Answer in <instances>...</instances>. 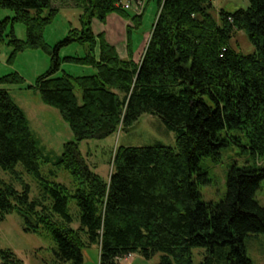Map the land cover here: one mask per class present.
<instances>
[{
    "label": "trees",
    "instance_id": "16d2710c",
    "mask_svg": "<svg viewBox=\"0 0 264 264\" xmlns=\"http://www.w3.org/2000/svg\"><path fill=\"white\" fill-rule=\"evenodd\" d=\"M125 1L60 5L81 11V27L51 48L43 30L59 12L53 0H0V9L14 12L13 18L0 21V42L10 38L11 59L28 47L50 55L49 70L29 89L57 109L73 132L74 141L64 145L55 164L68 170L75 182L71 190L41 175L43 153L26 114L1 87L24 80L17 73L2 77L0 168L14 172L22 164L38 178L40 188L32 199L28 185L18 191L0 177V223L16 212L26 232L49 231L57 264H83L84 250L93 245L100 247L99 264H119L135 253L147 260L160 253L158 264H193V248L205 249L202 264H253L245 239L264 233V208L255 198L264 167L233 165L227 195L214 204L202 200L199 186L210 179L199 164L205 157L219 162L229 138L246 139L251 155L264 158V0H248L246 9H221L217 15L214 0H156L157 19L138 62L130 36L143 13L131 16ZM111 14L134 24L126 28L127 58L105 33L93 31L94 20L105 24ZM8 22L25 24L27 40L16 39L13 30L6 34ZM240 31L255 47L253 53L233 47ZM73 42L87 45L88 53L62 59L60 47ZM62 61L91 66L96 73L56 77ZM144 115L162 118L177 134L176 147H118L105 181L89 167L79 144L128 130ZM0 264L24 262L11 249H3Z\"/></svg>",
    "mask_w": 264,
    "mask_h": 264
},
{
    "label": "rangeland",
    "instance_id": "374dc122",
    "mask_svg": "<svg viewBox=\"0 0 264 264\" xmlns=\"http://www.w3.org/2000/svg\"><path fill=\"white\" fill-rule=\"evenodd\" d=\"M66 2L72 5L74 0H66ZM66 2L53 0V5L59 8V12L43 30L44 40L51 48L62 42L71 29L81 27L79 20L81 11L74 6L60 7ZM213 5V13L217 15L221 9L227 11L246 9L249 6V1L214 0ZM134 6L136 5L133 4V8L129 9L131 16L143 13L138 27L132 30L130 36L134 56L137 61H140L150 40L159 6L156 0L145 1V6L140 11H137ZM46 14L47 12H45ZM116 15H109L107 25L95 20L93 31L95 34H100L104 33V28H107L112 34V37H109L110 42L120 52L127 51L126 28L127 25L134 26V24L131 23V20L123 18H120L122 21L115 22L113 18ZM13 17L14 12L11 9H0V21ZM6 26V34L13 30L16 39L27 40L25 24L8 22ZM9 39V37H5V40L0 42V79L17 73L24 80V83L21 85L4 84L1 87L8 89L13 101L26 114L32 134L43 153L40 162L41 175L47 180L62 183L73 190L75 182L71 173L55 164L63 152L64 145L74 141L73 132L57 109L45 105L39 93L29 89V86L34 85L39 76L49 70L51 66L50 55L42 48L28 47L18 52L11 59L13 48ZM232 45L243 54H250L255 51V47L243 31L237 32L232 40ZM87 53L88 46L79 42L61 46L59 50L62 59L65 57L83 58ZM65 73L73 77H82L93 75L96 70L85 64L62 61L60 71L55 76L60 77ZM75 92L79 103L82 104L81 90L77 88ZM224 133L227 134V131ZM230 133L235 136L240 134L239 131H230ZM176 137V132L170 130L162 118L157 115H144L128 130H118L117 133L104 139L84 140L79 144V148L89 167L105 181H109L113 171V156L118 147H144L159 144L176 147ZM246 164L264 167V158L251 155L246 139L229 138V145L222 149L219 162H214L209 157L202 158L199 167L208 174L210 179L209 183L199 186L202 200L214 204L223 201L227 195L229 169L233 165L243 166ZM0 177L12 184L18 191H23L28 185L32 199L39 193L40 181L34 174L27 172L22 164H18L14 172L4 171L0 168ZM255 198L264 208V181L261 182ZM71 205L75 206V203L72 202ZM245 247L247 256L253 264H264V233L251 234L246 237ZM3 249H11L23 260L24 264H57L54 255L56 243L51 233L45 229H40L36 233L26 232L23 218L16 212L8 214L6 219L0 223V250ZM192 253L193 264H202L205 249L193 248ZM83 254V264H99V245L85 249ZM160 257L161 254L157 253L152 259L147 260L135 253L119 259L118 262L119 264H158Z\"/></svg>",
    "mask_w": 264,
    "mask_h": 264
},
{
    "label": "built area",
    "instance_id": "2783aa9c",
    "mask_svg": "<svg viewBox=\"0 0 264 264\" xmlns=\"http://www.w3.org/2000/svg\"><path fill=\"white\" fill-rule=\"evenodd\" d=\"M133 4H135L136 6H134V8L137 11H140L141 9L144 8L145 6V0H126L123 4V7L127 10L132 9L133 8ZM231 20V19H230ZM131 255V254H130ZM129 256V255H128Z\"/></svg>",
    "mask_w": 264,
    "mask_h": 264
},
{
    "label": "crops",
    "instance_id": "0c3cea01",
    "mask_svg": "<svg viewBox=\"0 0 264 264\" xmlns=\"http://www.w3.org/2000/svg\"><path fill=\"white\" fill-rule=\"evenodd\" d=\"M116 15V14H115ZM109 17V16H108ZM107 17V21H106V25H107V22H108V20H109V18ZM119 16H115V18H113V20L115 21V22H117V21H119L120 20V18L121 17H119ZM95 21V20H94ZM120 21H122V20H120ZM94 23V22H93ZM106 27V26H105ZM104 33H105V36H106V39L110 42V40H109V37H112V34L107 30V28H104ZM97 35V34H96ZM111 43V42H110ZM111 44H113V43H111ZM114 45V44H113ZM115 46V45H114ZM116 47V46H115ZM117 48V47H116ZM117 51H118V53H119V55L122 57V58H127V51H122V52H120V50L117 48ZM134 60L136 61V62H138L137 60H136V58H135V56H134Z\"/></svg>",
    "mask_w": 264,
    "mask_h": 264
}]
</instances>
